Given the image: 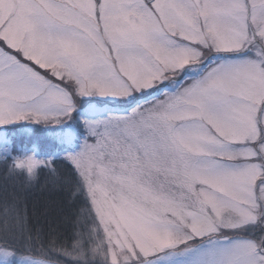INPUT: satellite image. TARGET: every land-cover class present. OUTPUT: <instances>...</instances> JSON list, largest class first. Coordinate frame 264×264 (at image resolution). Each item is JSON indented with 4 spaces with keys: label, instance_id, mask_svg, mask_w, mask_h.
<instances>
[{
    "label": "snow or ice",
    "instance_id": "obj_1",
    "mask_svg": "<svg viewBox=\"0 0 264 264\" xmlns=\"http://www.w3.org/2000/svg\"><path fill=\"white\" fill-rule=\"evenodd\" d=\"M0 264H264V0H0Z\"/></svg>",
    "mask_w": 264,
    "mask_h": 264
},
{
    "label": "trees",
    "instance_id": "obj_2",
    "mask_svg": "<svg viewBox=\"0 0 264 264\" xmlns=\"http://www.w3.org/2000/svg\"><path fill=\"white\" fill-rule=\"evenodd\" d=\"M43 177L41 178V185L38 186L36 189H35V199H43V197L41 196V192H42V186H43ZM46 195V193H45Z\"/></svg>",
    "mask_w": 264,
    "mask_h": 264
}]
</instances>
